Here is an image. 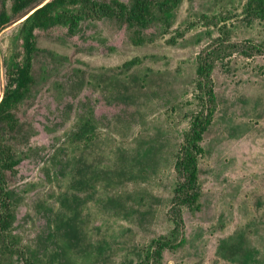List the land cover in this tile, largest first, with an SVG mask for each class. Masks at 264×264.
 Masks as SVG:
<instances>
[{"label": "rangeland", "instance_id": "1", "mask_svg": "<svg viewBox=\"0 0 264 264\" xmlns=\"http://www.w3.org/2000/svg\"><path fill=\"white\" fill-rule=\"evenodd\" d=\"M149 1L144 28L101 18L74 35L35 31L33 85L11 139L20 162L6 173L21 250L12 264H140L154 239L181 237L161 264H264V18H249L246 0H180L164 19L161 0ZM21 20L0 31V98L24 56ZM212 50L199 207L180 206L174 231L196 56Z\"/></svg>", "mask_w": 264, "mask_h": 264}, {"label": "trees", "instance_id": "2", "mask_svg": "<svg viewBox=\"0 0 264 264\" xmlns=\"http://www.w3.org/2000/svg\"><path fill=\"white\" fill-rule=\"evenodd\" d=\"M179 2L180 0H161L156 2V7L162 12L164 19H168ZM152 6L153 3L149 0H132L131 5L119 0H1L0 31L22 19L20 33L24 56L9 70L8 82L0 98V264H12L13 258L21 255L18 242L11 234L15 219L13 210L15 197L7 185L6 173L14 172V168L20 162L12 149L11 139L15 134H19L22 128L15 108L29 95L33 85V60L37 52L35 31L64 26L69 35H74L82 21L101 18H110L128 26L144 28L152 19ZM244 9L251 19L264 18V0H246ZM253 48L255 51H261L260 46ZM243 52L250 54L246 50ZM217 57L218 54L213 50L200 51L196 56L194 86L198 110L191 114L189 127L183 134L179 155L174 164L177 180L173 199L175 205L179 207L172 216L174 231L183 229L180 206L199 207L201 194L199 159L205 152L202 141L212 123L216 108L211 73ZM134 63L136 59H131L123 66L128 67ZM83 128L80 127L82 131ZM70 233L75 235L73 227ZM184 242V237L176 242L167 238L154 239L145 252L144 261L140 264H161L165 249L179 248ZM28 264L33 263L29 261Z\"/></svg>", "mask_w": 264, "mask_h": 264}]
</instances>
